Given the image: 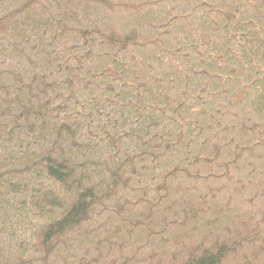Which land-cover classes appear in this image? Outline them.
I'll return each instance as SVG.
<instances>
[{"label":"trees","instance_id":"1","mask_svg":"<svg viewBox=\"0 0 264 264\" xmlns=\"http://www.w3.org/2000/svg\"><path fill=\"white\" fill-rule=\"evenodd\" d=\"M0 264H264V0H0Z\"/></svg>","mask_w":264,"mask_h":264}]
</instances>
